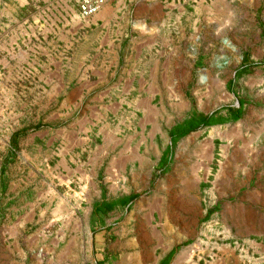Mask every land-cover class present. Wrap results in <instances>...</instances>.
<instances>
[{"label": "crops", "instance_id": "crops-1", "mask_svg": "<svg viewBox=\"0 0 264 264\" xmlns=\"http://www.w3.org/2000/svg\"><path fill=\"white\" fill-rule=\"evenodd\" d=\"M213 1L104 0L83 22L79 0H59L47 9L51 26L38 8L28 16L26 44L0 60V101L22 103L9 113L0 106V238L33 225L57 227L56 242L38 241L46 251L57 248L50 256L0 252V264H264V242L224 243L223 223L214 229L184 221L195 211V194L183 181L192 185L199 168H180L188 161L180 154L162 159L177 124L162 136L146 118L155 117L151 103L163 90L172 98L170 85L187 67L193 77H213L215 61L206 57L220 38L216 26L210 34ZM41 24L49 28H40L44 42L36 44ZM227 61L215 74L227 85L264 75V57L253 72L247 59L240 64L230 54ZM198 137L187 146H204L207 156L213 141ZM199 183H207L204 172ZM171 193L180 200L160 201Z\"/></svg>", "mask_w": 264, "mask_h": 264}, {"label": "rangeland", "instance_id": "rangeland-1", "mask_svg": "<svg viewBox=\"0 0 264 264\" xmlns=\"http://www.w3.org/2000/svg\"><path fill=\"white\" fill-rule=\"evenodd\" d=\"M25 2L27 4L23 7ZM32 2L34 3V0H0V60L4 57L8 61L18 47L23 48L26 44L25 31L30 34L33 29V26L29 25L31 21L28 16L32 15L36 8H38L36 13L44 17L46 23L51 26L46 18L50 15L47 9L56 6L59 0H38L35 2V7L32 6ZM213 2L215 16L210 21V34L214 37L212 26L218 27L215 29L220 32V38L215 42L217 44L210 47L206 54L210 62L215 61L213 77L210 78L207 72L208 83L203 85L199 82V74L193 77V70L187 67L184 69L185 76L178 78L176 85H170L172 98H165L163 90L162 100L155 99L151 103L155 117L147 116L146 118L151 119L150 123L160 128L162 136H166L165 131L169 127L188 119L191 112L204 116L212 114L224 116L227 110L238 108L239 100L244 102L242 117L237 122L208 129L200 128L180 139L172 147L171 153L172 157L176 158L177 154H180L184 160H188L180 163V168L189 166L191 162L195 169L199 168L193 173L195 211L193 214L185 215L184 221L189 222L193 227L195 225H198V228L209 226L214 229L223 223L226 229L225 238H227L223 241L224 243L233 242L236 239L239 243L249 240L264 242V75L244 77L233 85H227L223 78L215 77V74L218 71L222 72L225 67L219 68L218 65L227 61L230 54H234L235 58H240V64L247 59V66L252 68V72L253 68L255 69L257 64L262 62L264 57V0L244 4H240L239 0H227L229 4L221 3L219 0L218 3ZM215 7H218V10H215ZM232 15L234 18L229 21L227 16ZM222 16L224 17L221 19ZM41 25L36 27V31L39 30L40 33L38 35L36 32L38 38L35 41L36 44H39L38 41L44 42L40 28H49L45 24ZM60 25L57 24L58 27H61ZM225 39L232 43L236 53H229L222 48L221 41ZM36 103L32 111L37 110L43 102L38 100ZM0 106L4 112L9 113L11 106L20 111L22 103L20 101H0ZM180 110L182 113L179 112ZM14 120L18 121L16 117ZM148 129L149 127H147V132ZM210 129H215L212 138L209 136ZM196 134L199 135L196 142L205 144L213 141L207 156L196 154L192 144L190 146L185 144L184 147L179 148L181 143L184 144L186 139ZM166 141L170 140L166 138ZM2 153L0 151V157ZM199 171L201 173H198ZM203 172L207 181L205 184L199 183ZM86 188L87 186L82 187L81 192L83 193L81 194L83 195H78L81 201L85 200ZM169 196L160 198V201L171 202L176 198L173 193ZM176 199L180 200V198ZM208 209L216 212L209 219L202 217ZM1 221L0 224H2ZM222 236L219 237L222 238ZM41 237L53 238L56 242L57 227L47 229L33 225L29 226L25 232L15 234L11 238H0V252L8 256H24L25 254L26 256H50L53 251L55 252L57 243L54 245L55 249L46 251V247L38 242ZM200 238L196 236L194 239Z\"/></svg>", "mask_w": 264, "mask_h": 264}, {"label": "trees", "instance_id": "trees-1", "mask_svg": "<svg viewBox=\"0 0 264 264\" xmlns=\"http://www.w3.org/2000/svg\"><path fill=\"white\" fill-rule=\"evenodd\" d=\"M247 71L242 70L241 74H245ZM237 109H229L227 110V114L225 116L221 114H212L210 116H203L197 113L191 112L190 117L180 124L175 125L171 131L169 132L171 145L168 147L162 154V159L166 156H170L172 147L183 137L188 135L189 133L195 131L200 127L211 128L214 126H223L225 124L231 122H237L243 114V106L244 102L238 101Z\"/></svg>", "mask_w": 264, "mask_h": 264}, {"label": "built area", "instance_id": "built-area-1", "mask_svg": "<svg viewBox=\"0 0 264 264\" xmlns=\"http://www.w3.org/2000/svg\"><path fill=\"white\" fill-rule=\"evenodd\" d=\"M104 0H79V17L83 22L89 20L92 16H94L97 11L103 6ZM221 46L223 49L228 51L229 53H236L235 47L228 40H222ZM224 60V58H222ZM227 61H223L218 67L225 66ZM202 74V73H201ZM83 194H80L82 196ZM78 199H80L78 197Z\"/></svg>", "mask_w": 264, "mask_h": 264}, {"label": "bare ground", "instance_id": "bare-ground-1", "mask_svg": "<svg viewBox=\"0 0 264 264\" xmlns=\"http://www.w3.org/2000/svg\"><path fill=\"white\" fill-rule=\"evenodd\" d=\"M98 14V13H97ZM207 72V71H206ZM201 73V72H200ZM199 82L201 83V84H206V83H208V76L206 75V73L205 74H203L202 73V75L199 77ZM190 139V138H189ZM187 140V139H186ZM192 141V140H191ZM196 141V140H195ZM191 143L190 142V140H187L186 142H183L184 144H182L181 143V148H182V146L183 145H188L189 143ZM195 144V143H194ZM210 144V146L212 145V142H210L209 143ZM200 145V144H199ZM206 146V145H205ZM184 147V146H183ZM204 147V146H203ZM203 147H201V146H198V145H196L195 147H194V149H195V153L196 154H199V155H202L203 153H204V151H205V148H203ZM206 152V151H205ZM195 155V154H194ZM205 154H203V156H204ZM197 156V155H196ZM198 157V156H197ZM198 178H196V180H197ZM191 180H193V179H191ZM190 180V181H191ZM184 183H185V188H188V189H191V187H193L191 184H190V182H189V179L188 178H186L184 181H183ZM195 183V182H194ZM197 185V184H196ZM191 186V187H190ZM197 187V186H196ZM194 188V187H193ZM251 226V225H250Z\"/></svg>", "mask_w": 264, "mask_h": 264}]
</instances>
